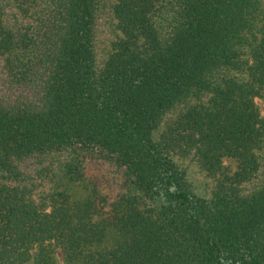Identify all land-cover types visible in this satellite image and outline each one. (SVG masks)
<instances>
[{"label": "trees", "instance_id": "16d2710c", "mask_svg": "<svg viewBox=\"0 0 264 264\" xmlns=\"http://www.w3.org/2000/svg\"><path fill=\"white\" fill-rule=\"evenodd\" d=\"M263 94L264 0H0V264H264Z\"/></svg>", "mask_w": 264, "mask_h": 264}, {"label": "rangeland", "instance_id": "374dc122", "mask_svg": "<svg viewBox=\"0 0 264 264\" xmlns=\"http://www.w3.org/2000/svg\"><path fill=\"white\" fill-rule=\"evenodd\" d=\"M108 1V0H106ZM109 22L103 21L100 23L99 27H100V31L98 33V37H97V44L98 46L101 48V50H105L108 46L109 40L113 38V34L111 32V28H109ZM255 104L259 110V113L263 114L264 113V94L262 97H256L254 98ZM187 167H188V176L190 178V180L193 183V187L195 189V191L200 194V195H207L209 192V188H210V181L207 177H205L201 172H199L193 165L192 163H188L186 162ZM224 165L227 168H232L233 165L229 160H225L224 161ZM69 190L71 192H74L75 195H77V191L79 190V188L73 186V184L71 186H69ZM56 259L57 262L60 264H64L63 260H62V255L61 253L57 250L56 251Z\"/></svg>", "mask_w": 264, "mask_h": 264}]
</instances>
